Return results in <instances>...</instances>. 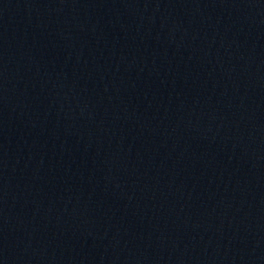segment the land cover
<instances>
[{"label":"water","instance_id":"water-1","mask_svg":"<svg viewBox=\"0 0 264 264\" xmlns=\"http://www.w3.org/2000/svg\"><path fill=\"white\" fill-rule=\"evenodd\" d=\"M0 264H264V0H0Z\"/></svg>","mask_w":264,"mask_h":264}]
</instances>
